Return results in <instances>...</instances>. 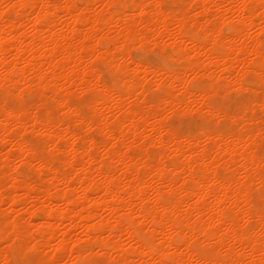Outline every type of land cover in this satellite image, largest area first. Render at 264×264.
<instances>
[{"label":"bare ground","instance_id":"obj_1","mask_svg":"<svg viewBox=\"0 0 264 264\" xmlns=\"http://www.w3.org/2000/svg\"><path fill=\"white\" fill-rule=\"evenodd\" d=\"M0 1V264H73L96 257L112 264H147L160 258L153 251L160 240L171 260H192L189 245L201 254L215 248L222 258L225 251L231 255L264 244V221L253 203L260 177L249 174L251 203L237 196L233 179L240 165L247 166L241 155L250 164L252 152L261 148L264 122L256 114L255 95L263 94L264 86L258 77L245 85L253 94L247 105L234 107L231 99L225 105L248 126L250 138L238 142L225 136L216 142L213 137L207 144L200 135L206 122L204 128L198 123L182 132L167 116L182 114L189 101V114L199 109L201 91H218L223 99L228 73L244 62L237 52L259 55L264 0ZM157 2L172 6L165 11L171 17L167 22L151 7ZM10 3L17 7L5 14ZM238 3L249 5L246 30L222 32L223 25L239 19L231 10ZM165 23L174 29L172 40L161 33ZM213 40L223 53L212 51ZM141 45L154 48L161 62L140 66L130 50ZM98 61L113 76L110 85L100 72L93 76L91 66ZM254 67L259 68L258 61ZM6 72L15 77L7 85ZM192 81L199 89H192ZM17 84L16 91L23 88L26 97L22 109L13 108L14 96L8 95V86ZM73 90L77 96L94 93L90 110L69 102ZM151 91L157 97L150 101ZM34 134L36 139L29 136ZM34 162L35 173L42 175L36 182L29 169ZM258 165L257 159V172ZM250 218L254 229L246 230ZM235 229L241 235H234ZM9 234L31 240L35 253L22 256L18 249H6ZM145 241L150 247L143 246Z\"/></svg>","mask_w":264,"mask_h":264},{"label":"snow or ice","instance_id":"obj_2","mask_svg":"<svg viewBox=\"0 0 264 264\" xmlns=\"http://www.w3.org/2000/svg\"><path fill=\"white\" fill-rule=\"evenodd\" d=\"M17 7L16 4H8L4 6V12L7 14L9 9H15ZM23 7V6H21ZM43 7V6H41ZM51 7V5H49ZM109 8H116L118 6L115 5H108ZM154 13L157 15V18L160 16L164 17V20L167 22L171 19L170 16L165 15V11H171L172 6L157 2L154 5L151 6ZM249 7L247 4L238 3L231 6V10H233L239 19L235 20L234 22H229L226 25H223L221 28V31L227 30L229 34H231L232 31L238 30V31H245L247 26V14L246 10ZM217 19H219L217 17ZM99 23V21H97ZM211 21L208 22V25H211ZM165 29H170L168 31H165ZM205 31H208V28H205ZM161 33L169 40L173 39L174 29H171V25L165 23L164 27L161 29ZM261 46L257 49H255L256 52L259 53L258 56L253 54V51L248 50H241L237 52V57L243 58L242 63H239L235 69L234 74L228 73V82L226 85V89L224 92L223 99L220 98V92L213 91V92H206L201 91V94L198 98V102L200 103L201 107L199 109H196L195 111L191 112L189 114L188 108L191 104V101H189V104L184 105V110L182 115L184 117H187L189 119L196 120L197 115L199 114V120L198 123H201V127L204 128V122H206V128L201 131L200 135L201 138L207 137L206 143L211 144L212 138L215 137L216 142H219L221 139H223L225 136H230L233 138H236L239 142V139L245 136H249L250 138V130L247 125H245L242 121H239L238 119H235L234 117L236 114L231 113L228 109L225 108V105L228 103V101L231 99L228 90H231L235 94L239 95L241 92H245L248 89L245 87V85L250 82L253 77H258L260 80L262 86H264V23L261 25ZM209 36H212V33L209 32ZM143 38V37H142ZM176 39H180V35H176ZM220 39H223L221 36ZM217 40L212 41V51L216 53H223L224 48L223 46H220L219 48L216 47ZM118 43V41H117ZM251 47V45H250ZM123 51V50H122ZM245 52L247 53L245 55ZM138 60V64L140 66H146V67H152L155 64L159 63V54L156 51H153L151 47L149 46L146 48L145 46L141 45V47L134 53ZM249 57H251V60H249ZM258 61L259 68L254 67V62ZM131 63V61H130ZM93 76L95 77L96 72H100L105 75V79H107V73H105L104 68L100 64H93ZM124 66L121 65V68ZM15 79V77H12L9 73H5V85H7L8 80ZM133 81H135V76L132 77ZM143 81V77L140 78ZM179 78H177V81ZM146 83V81H144ZM163 81L161 82V85H158L157 87H162ZM192 85V89H199V84L195 81L189 82ZM171 86V85H169ZM19 87V85H11L8 86V95L10 97L14 96V102L12 107L15 108L16 105H19V107L22 109L26 103V97L24 95V89L20 88L19 92L16 91V89ZM192 89H189L190 91ZM101 91L107 93L106 89H100ZM113 99H115V93L113 94ZM82 103L85 105L86 108L90 110V104L88 103V97L85 96L83 98ZM6 104V110L8 108V100L5 101ZM194 107V106H193ZM261 121L264 122V104H262L261 107ZM83 119H81V124L83 125L87 119H88V113L87 111L82 113ZM77 119H80V114H78ZM232 121L231 126H229L228 121ZM223 122V124H222ZM262 139H261V148L259 152L253 151L252 152V159L251 163L248 164L247 158L245 155H241V159L245 160V164L240 165V170L238 171V174L234 172L233 179L235 181L236 185V194L237 196H241L245 201L249 200V196L252 195L251 193L246 191L247 181L249 179V174L252 172H256L260 177V189L258 190L259 195V214L262 221H264V127L261 129L260 133ZM231 142V141H230ZM35 155V153H33ZM257 159L259 161L258 165V172L256 169ZM44 161L41 160L40 164L41 167L44 166ZM157 206H159L162 201L157 200ZM234 224L236 221L233 222ZM245 229L249 230V226L245 225ZM234 235H241L239 229H235L233 232ZM173 241L169 240L168 245L171 246ZM187 243V241H184L177 245L178 248H183V244ZM5 248L6 249H18L20 254L22 256H28L30 254L35 253L36 246L32 243L31 240H29L27 243L21 240V237L19 235L9 234L8 237L5 238L4 241ZM165 244L164 240L159 241V246L154 248V254H159V259H150L147 264H264V244H261L260 248L257 250L255 247L249 251L246 247L242 252H234L231 255L227 251L223 253V257L221 258V253L215 249H207L204 250L203 254H201V250L193 251L191 245L188 247V253L192 255V260H185L182 257L176 260L168 259L164 250L163 245ZM140 247L141 245H137ZM144 247H150L149 243L147 241L144 242ZM75 247V246H74ZM209 253H214L212 258H209ZM8 255L9 253H5ZM47 255V254H45ZM145 255H147V252H145ZM53 256H55V253H53ZM2 264H33V261L30 260H19V261H11V260H5L2 262ZM37 264H56V261H39ZM65 264H67V261H65ZM73 264H98V262H94L89 259H85L83 261H73ZM141 264H145L144 261H141Z\"/></svg>","mask_w":264,"mask_h":264},{"label":"rangeland","instance_id":"obj_3","mask_svg":"<svg viewBox=\"0 0 264 264\" xmlns=\"http://www.w3.org/2000/svg\"><path fill=\"white\" fill-rule=\"evenodd\" d=\"M1 2V5H2V1H0ZM96 8H94V10L96 11V10H100V8L101 7H99V6H95ZM225 7V8H224ZM226 7H227V5L225 4H223L222 6H221V8L223 9V10H225L226 9ZM196 10H198V9H196ZM212 13V14H211ZM210 15V17L214 14V12H213V10L209 13ZM230 14V13H229ZM30 16H32V15H30ZM30 25V24H29ZM30 26H27V29L28 30H30V28H29ZM253 29H254V27L251 29V35L253 34V35H255L256 36V34H257V30L255 31V29H254V31H255V33H254V31H253ZM225 32H227V30H225ZM252 35V36H253ZM73 40H76L75 38L73 39ZM135 47V46H134ZM139 48H131V50H130V56H131V58L133 59V60H137L136 59V56L134 55V53L138 50ZM152 50L153 51H156L154 48H152ZM157 52V51H156ZM159 54V53H158ZM161 62V56H160V54H159V63ZM158 63V64H159ZM95 64H100L103 68H104V70H105V73H107V79H105V75L104 74H102L101 73V77H102V80L106 83V84H108V85H110L111 83H112V81H113V76L108 72V70L106 69V67H105V65L101 62V61H98V62H95ZM155 65H157V64H155ZM154 65V66H155ZM81 91H83V90H81ZM80 92V91H79ZM229 92V95L231 96V100H230V102L234 105V103H235V105L237 106H239V105H242L243 103H244V105H247L252 99H253V94H252V92H250V91H245V92H241L239 95H237V94H235L234 92H232L231 90H229L228 91ZM77 92H76V90H73L72 92H71V94H70V96H69V102L72 104V105H80V104H83L82 103V101H83V98L85 97V96H87L88 97V102L89 101H91L92 100V98H93V96H94V93L92 92V91H85V92H82V94H80L79 95V93H78V96H77V94H76ZM74 94H76V95H74ZM73 95V96H72ZM153 96V97H152ZM257 96V97H256ZM259 96V97H258ZM157 97V92L156 91H151V92H149L148 94H147V98H148V100H154L155 98ZM252 97V99H250ZM255 97L258 99H256L257 100V104L260 102H262V101H264L263 99H264V93L263 94H256L255 95ZM75 98V99H74ZM236 100V101H235ZM239 103V104H238ZM247 103V104H246ZM259 103V104H260ZM256 104V114H257V116H261L262 115V113H260L261 112V109H259L260 110V112H259V110H258V107L260 106L259 104V106ZM234 105V107H236ZM167 112V111H166ZM168 113H170V111L169 112H167V116H169L168 117V120H169V122L172 124V125H174V126H176V127H178L182 132H188L189 131V129L191 128V127H194L196 124H198V120H199V116L197 115V119L196 120H193V119H189V118H187V117H184L182 114H180V113H175V112H171L172 114H168ZM180 114V115H179ZM181 121V122H180ZM91 134H94L93 132H91ZM31 138H33V139H36L37 137H36V134H34V135H29ZM153 148V147H152ZM166 160V163H168V164H171V160L169 159V158H166L165 159ZM15 162H16V164L19 162V160H18V162H17V159L14 161V164H15ZM37 164L38 163H33V164H31V168H30V166H29V169H32V170H30L31 171V173H32V175L34 176H32V180L33 181H39L40 179L38 178V177H40L41 178V176L42 175H40L39 174V172L37 171V173L38 174H36L35 173V171L37 170V169H35L36 167H37ZM34 166H35V168H34ZM35 170V171H34ZM34 171V172H33ZM35 174H36V176H35ZM258 183V182H257ZM256 183L254 182L253 183V186L255 185ZM256 186V185H255ZM253 187V203L254 204H256V207L258 208V204H259V195H258V190L260 189L259 188V185L258 186H256V187ZM259 188V189H258ZM258 200V201H257ZM258 202V203H257ZM8 206V205H7ZM7 206L5 205V208H7ZM10 206V205H9ZM18 208H21V206H19ZM104 214H106V213H104ZM251 219H253V218H250V220ZM254 221V220H253ZM250 222V221H249ZM252 223V220H251V222H250V224ZM254 223V225H255V221L253 222ZM253 223H252V225H250L249 224V229L251 230V229H254V225H253ZM123 240H124V242L125 243H127V239H125V238H123ZM92 261H94V262H98V264H112L109 260H107L106 258H103V257H96V258H94V259H92ZM33 264H35V263H33Z\"/></svg>","mask_w":264,"mask_h":264}]
</instances>
